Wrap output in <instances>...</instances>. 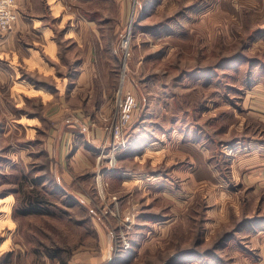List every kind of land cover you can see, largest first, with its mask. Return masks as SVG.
I'll return each mask as SVG.
<instances>
[{"label": "crops", "instance_id": "0c3cea01", "mask_svg": "<svg viewBox=\"0 0 264 264\" xmlns=\"http://www.w3.org/2000/svg\"><path fill=\"white\" fill-rule=\"evenodd\" d=\"M63 2L17 0L14 29L0 33V89H8L17 105L31 94L43 98L29 102L41 110L22 107L15 115L48 121L46 159L56 167L64 195L84 209L92 201L95 158L106 135L102 118L112 106L114 84L97 87L104 77L89 63L90 52L72 53L70 37L81 44L89 35L58 28L69 14ZM75 21L76 29L86 23ZM263 44L262 37L254 41ZM257 57L243 66L240 82L228 86L239 96L226 98L225 91L226 108L210 99L204 105V116L219 108L231 115L221 141L192 122L190 110L170 125L152 123L147 114L133 122L117 168L104 175L110 192L123 193L121 206L136 210L131 248L117 253L115 264H264V59ZM92 104L97 111H88ZM21 146L13 149L28 151ZM91 223L100 245L110 250L116 222Z\"/></svg>", "mask_w": 264, "mask_h": 264}, {"label": "rangeland", "instance_id": "374dc122", "mask_svg": "<svg viewBox=\"0 0 264 264\" xmlns=\"http://www.w3.org/2000/svg\"><path fill=\"white\" fill-rule=\"evenodd\" d=\"M60 6L69 14L58 28L89 35L81 44L70 37L72 53L90 52L89 63L98 66L96 72L104 77L97 78V87L113 81L112 106L103 116L113 115L118 93L135 97L137 109L130 127L146 114L152 123L170 125L178 113L190 110L192 122L196 119L210 129L208 136L221 141L232 120L220 109L228 105L225 91L226 98L238 97L228 86L235 79L240 82L245 64H252L259 55L264 59V44L254 46L257 38H264L258 37L264 33V0H65ZM75 19L86 23L76 29ZM242 54L244 61L236 58ZM210 67L217 73L212 74ZM0 92L6 100L0 103V264H115L119 252L114 239L110 250L102 247L91 222L115 224L109 212L111 196L119 199L123 193L110 192L104 179L106 198L101 200L93 175L92 201L84 209L74 206L44 153L48 121L25 113L15 115L22 107L41 110L42 105L29 102L43 98L22 92L31 95L17 105L8 89ZM208 99L220 108L204 116ZM93 108L97 111L98 106L92 104L88 111ZM213 114L217 116L211 119ZM15 144L28 151L14 150ZM44 179L49 182L41 184ZM129 206L120 204L121 216L132 211Z\"/></svg>", "mask_w": 264, "mask_h": 264}, {"label": "built area", "instance_id": "2783aa9c", "mask_svg": "<svg viewBox=\"0 0 264 264\" xmlns=\"http://www.w3.org/2000/svg\"><path fill=\"white\" fill-rule=\"evenodd\" d=\"M17 0H0V33L12 31L17 23ZM137 109L135 97L127 92L124 95L118 93L115 98L114 113L111 117H104L103 128L105 138L99 147L95 160L94 182L96 183L97 195L105 199V189L102 183L103 176L117 167V155L128 147V129L132 122L134 112ZM112 209L110 215L116 219V230L113 233L115 252L128 251L131 248L130 234L134 231L136 210L120 215V200L117 196H111Z\"/></svg>", "mask_w": 264, "mask_h": 264}, {"label": "trees", "instance_id": "16d2710c", "mask_svg": "<svg viewBox=\"0 0 264 264\" xmlns=\"http://www.w3.org/2000/svg\"><path fill=\"white\" fill-rule=\"evenodd\" d=\"M146 11H147V8H145L144 9V13H143V15L146 13ZM216 68H213V71H215V73H217V71L215 70ZM37 203H40V202H37ZM33 203H30L29 205L31 206ZM34 210V209H33ZM198 224H199V222H198ZM200 225V224H199ZM200 229V227L198 228V230ZM218 243V242H217ZM119 253H122V254H124V253H127V252H125V251H121V252H119Z\"/></svg>", "mask_w": 264, "mask_h": 264}, {"label": "bare ground", "instance_id": "6f19581e", "mask_svg": "<svg viewBox=\"0 0 264 264\" xmlns=\"http://www.w3.org/2000/svg\"><path fill=\"white\" fill-rule=\"evenodd\" d=\"M127 41V40H126ZM126 41H125V44H126Z\"/></svg>", "mask_w": 264, "mask_h": 264}]
</instances>
